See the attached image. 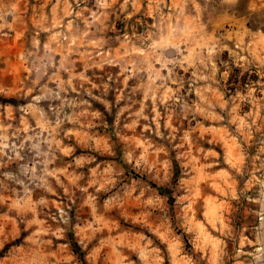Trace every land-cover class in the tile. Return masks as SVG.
<instances>
[{"label":"rangeland","instance_id":"obj_1","mask_svg":"<svg viewBox=\"0 0 264 264\" xmlns=\"http://www.w3.org/2000/svg\"><path fill=\"white\" fill-rule=\"evenodd\" d=\"M0 264H264V0H0Z\"/></svg>","mask_w":264,"mask_h":264}]
</instances>
